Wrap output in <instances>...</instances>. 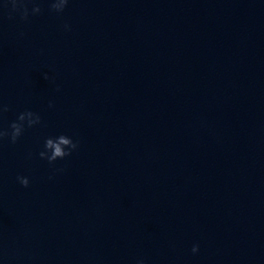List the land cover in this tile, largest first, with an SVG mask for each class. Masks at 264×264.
Returning <instances> with one entry per match:
<instances>
[{
	"label": "clouds",
	"instance_id": "clouds-1",
	"mask_svg": "<svg viewBox=\"0 0 264 264\" xmlns=\"http://www.w3.org/2000/svg\"><path fill=\"white\" fill-rule=\"evenodd\" d=\"M29 2L33 3L31 13L27 6ZM68 4L69 0H50V10L56 13H63ZM2 7L7 9L9 19H12L14 15H18L24 21L28 20L30 14L37 15L42 11L36 0H4ZM64 28L65 30H70V25L65 24ZM43 78L45 80L50 79L47 73L43 74ZM49 107H52L51 102L49 103ZM7 111H9L8 105L0 102V116H3ZM41 123L42 120L39 113L31 110L21 112L18 114L16 120L12 121L7 128L0 127V143L7 139L10 143L15 144L27 128H33ZM78 148L79 142L74 141L68 135L49 136L44 140L43 150L39 151L38 156L42 160H47L50 166H54L57 160H63L71 156ZM30 156L31 153L29 154ZM55 171H63V169H55ZM16 179L25 188L30 184L28 177L17 176ZM191 251L193 254H196L199 251V245H193ZM136 264H146V261L144 258H138Z\"/></svg>",
	"mask_w": 264,
	"mask_h": 264
}]
</instances>
